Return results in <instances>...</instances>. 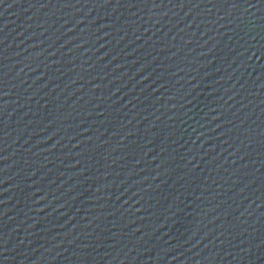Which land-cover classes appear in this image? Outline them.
Returning <instances> with one entry per match:
<instances>
[{
  "label": "water",
  "instance_id": "1",
  "mask_svg": "<svg viewBox=\"0 0 264 264\" xmlns=\"http://www.w3.org/2000/svg\"><path fill=\"white\" fill-rule=\"evenodd\" d=\"M0 264H264V0H0Z\"/></svg>",
  "mask_w": 264,
  "mask_h": 264
}]
</instances>
